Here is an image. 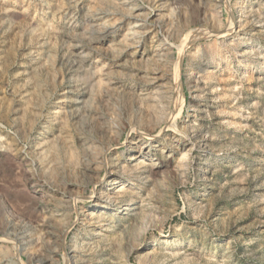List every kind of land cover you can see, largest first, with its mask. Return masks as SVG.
I'll use <instances>...</instances> for the list:
<instances>
[{
  "label": "rangeland",
  "instance_id": "rangeland-1",
  "mask_svg": "<svg viewBox=\"0 0 264 264\" xmlns=\"http://www.w3.org/2000/svg\"><path fill=\"white\" fill-rule=\"evenodd\" d=\"M0 264H264V0H0Z\"/></svg>",
  "mask_w": 264,
  "mask_h": 264
},
{
  "label": "bare ground",
  "instance_id": "bare-ground-1",
  "mask_svg": "<svg viewBox=\"0 0 264 264\" xmlns=\"http://www.w3.org/2000/svg\"><path fill=\"white\" fill-rule=\"evenodd\" d=\"M127 1V0H126ZM124 2V1H123ZM115 3V2H114ZM130 33V32H129ZM132 34V33H131ZM135 34V33H134ZM136 45V44H135Z\"/></svg>",
  "mask_w": 264,
  "mask_h": 264
}]
</instances>
